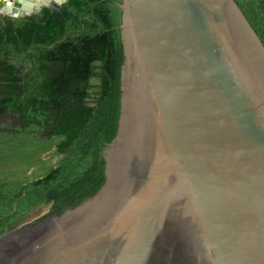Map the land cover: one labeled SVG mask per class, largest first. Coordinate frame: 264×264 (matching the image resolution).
<instances>
[{"label": "water", "instance_id": "95a60500", "mask_svg": "<svg viewBox=\"0 0 264 264\" xmlns=\"http://www.w3.org/2000/svg\"><path fill=\"white\" fill-rule=\"evenodd\" d=\"M66 0H0L24 17ZM119 116L91 196L0 264H264V44L235 0H121Z\"/></svg>", "mask_w": 264, "mask_h": 264}, {"label": "trees", "instance_id": "16d2710c", "mask_svg": "<svg viewBox=\"0 0 264 264\" xmlns=\"http://www.w3.org/2000/svg\"><path fill=\"white\" fill-rule=\"evenodd\" d=\"M120 2L0 15V235L102 185L119 116ZM235 2L264 44V0Z\"/></svg>", "mask_w": 264, "mask_h": 264}, {"label": "rangeland", "instance_id": "374dc122", "mask_svg": "<svg viewBox=\"0 0 264 264\" xmlns=\"http://www.w3.org/2000/svg\"><path fill=\"white\" fill-rule=\"evenodd\" d=\"M15 123H16V121L10 122L11 125L15 124ZM46 209H47V207H41L40 209H38V211L34 215H32L31 219L37 218L38 216L42 215L43 213H45Z\"/></svg>", "mask_w": 264, "mask_h": 264}]
</instances>
